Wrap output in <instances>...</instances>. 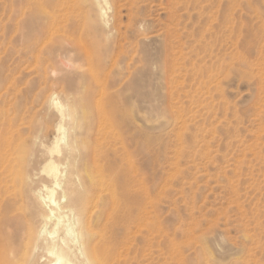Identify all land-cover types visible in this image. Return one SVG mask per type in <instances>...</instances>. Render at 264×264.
Returning <instances> with one entry per match:
<instances>
[{
  "label": "rangeland",
  "instance_id": "374dc122",
  "mask_svg": "<svg viewBox=\"0 0 264 264\" xmlns=\"http://www.w3.org/2000/svg\"><path fill=\"white\" fill-rule=\"evenodd\" d=\"M113 1L103 24L89 0H0V106L39 120L49 93L80 106L90 85L94 113L104 85L102 113L146 137L134 255L264 264V0Z\"/></svg>",
  "mask_w": 264,
  "mask_h": 264
},
{
  "label": "bare ground",
  "instance_id": "6f19581e",
  "mask_svg": "<svg viewBox=\"0 0 264 264\" xmlns=\"http://www.w3.org/2000/svg\"><path fill=\"white\" fill-rule=\"evenodd\" d=\"M89 1L107 24L114 1ZM87 87L80 106L44 95L39 120L34 104L0 106V264H147L131 243L148 215L147 175L134 159L146 137L123 129L116 102L102 113L104 85L88 110Z\"/></svg>",
  "mask_w": 264,
  "mask_h": 264
}]
</instances>
